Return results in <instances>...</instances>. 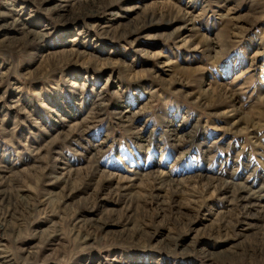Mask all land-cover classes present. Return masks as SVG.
Returning <instances> with one entry per match:
<instances>
[{
    "label": "rangeland",
    "instance_id": "rangeland-1",
    "mask_svg": "<svg viewBox=\"0 0 264 264\" xmlns=\"http://www.w3.org/2000/svg\"><path fill=\"white\" fill-rule=\"evenodd\" d=\"M0 264H264V0H0Z\"/></svg>",
    "mask_w": 264,
    "mask_h": 264
},
{
    "label": "bare ground",
    "instance_id": "bare-ground-1",
    "mask_svg": "<svg viewBox=\"0 0 264 264\" xmlns=\"http://www.w3.org/2000/svg\"><path fill=\"white\" fill-rule=\"evenodd\" d=\"M122 187V186H121ZM261 191V190H260Z\"/></svg>",
    "mask_w": 264,
    "mask_h": 264
}]
</instances>
